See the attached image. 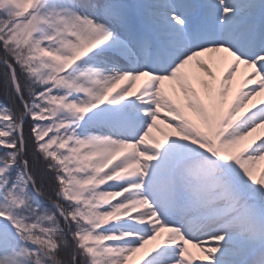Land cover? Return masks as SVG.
I'll list each match as a JSON object with an SVG mask.
<instances>
[{
  "label": "snow or ice",
  "instance_id": "6c2138e0",
  "mask_svg": "<svg viewBox=\"0 0 264 264\" xmlns=\"http://www.w3.org/2000/svg\"><path fill=\"white\" fill-rule=\"evenodd\" d=\"M0 264H264V0H0Z\"/></svg>",
  "mask_w": 264,
  "mask_h": 264
}]
</instances>
